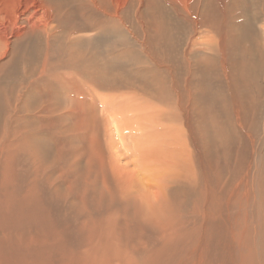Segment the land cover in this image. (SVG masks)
<instances>
[{
  "label": "bare ground",
  "instance_id": "obj_1",
  "mask_svg": "<svg viewBox=\"0 0 264 264\" xmlns=\"http://www.w3.org/2000/svg\"><path fill=\"white\" fill-rule=\"evenodd\" d=\"M161 1L163 5L170 6L159 11L157 0H152L150 4L147 2L148 5L145 6L148 13L145 18H152L155 23L157 17L163 18L167 39H164L165 46L169 52L165 55L166 62L172 70L168 75L172 81L176 79V75L179 77L178 84L173 86H178L177 89L181 92L177 100L182 97L183 107L178 106L183 115L179 113L185 119L182 124L188 129V134L199 135L200 143L197 147L201 153L195 156L197 168L195 158L188 154V160H185L184 165L181 164L184 166L182 172L172 174L167 189L163 187L167 192L164 191L165 194L159 200H156L159 197L156 195L153 202L146 200L142 207L136 202H131L130 207L134 209L131 216L128 203L132 199H129L127 191L120 189L118 192L113 187V181L109 180L107 172L99 177L91 159L85 160L83 165L79 164L81 161L78 158L74 164L70 163L73 180L61 194V200L57 203L60 208L56 210L55 215L60 217L62 212L71 210H77L78 214L68 219H51L49 198L58 189L50 185L46 192L40 190L32 175L33 171L25 173L21 162V159L26 157L25 153L33 156L34 152L45 147L50 141L51 132L23 115L22 97L28 92L37 93L41 88L45 92L49 89L52 92L60 91L61 95L70 89L83 88L92 100L95 95L91 90L95 87L91 84L98 82L103 86L111 72L123 71L135 79H139V76L146 85V80L149 82L148 73L152 71L154 79L152 83L149 82V85L151 83L153 86L151 89L163 98L164 102L171 103L175 112L172 92H162L158 89H165L163 85L167 83H164L160 76L157 78V84L155 69L145 62H142L144 68L130 69L124 65L119 67L122 57L133 50L121 49L118 44V22L108 15L101 14L90 21L83 15L82 8L70 7V2L60 6L64 11L60 12L57 8L50 9L46 6V10L38 6L39 0L38 5L33 2L34 5L29 8L17 12H14V9L6 16L5 26L0 25V38L21 40L16 48L12 44H6V47H10L7 51L10 61L4 66L6 92L3 98L0 97V264H240L236 249L242 252L248 249L249 253L253 250L254 261H251V264H264V221L258 184H254L252 179L251 209L254 208V215H250L251 220L249 222L248 219V222L254 221V237H249L250 240L245 237V245L241 247L233 240L232 230L234 226L243 227L244 223L240 225L239 222L245 219H242V215H248V211L242 213V207L248 203L245 189H242L245 204L237 205L231 201L232 192L229 187L226 188V183H221L216 175L213 174L210 185H201L198 176V172L200 171L201 176L205 169L210 174L213 173L214 169L216 170L213 161L217 159L218 153L220 155L225 148L229 151L237 138L240 142L242 135L246 133L245 130L251 128L258 131L259 122L264 128V99L260 98L264 87L259 84L264 75V53L257 45H249V48L246 46L244 51L238 48L239 41L242 40L238 37L239 34H236L234 26L239 21V11L237 13L231 9H236L237 6L241 8V2L236 4V0H209L201 10L200 19H197L198 13L190 7L191 5L188 4L189 9L187 4L178 8L176 5L180 3L172 4V0ZM250 3L252 10H255V21L257 24H263L264 17L262 15L260 19L259 14H263L264 5L258 4L257 0H250ZM76 4H91L90 8L96 9L94 0ZM139 4L138 10L143 2ZM228 10H231L232 16ZM73 11L80 12L86 23L81 27L72 24L63 29V19ZM142 13H138L136 17L138 25L143 24ZM249 13L250 9L247 11V14ZM37 21L40 24H37ZM192 21L194 22L191 23ZM241 21L243 20H240L242 24ZM185 22L189 28L181 26L180 23ZM201 28L205 30V37L198 41L194 36ZM237 29L240 31L238 27ZM78 30L95 32L96 41L103 43V48L99 47L98 52L94 51L97 53L95 60L89 58L90 52L88 53L87 49L92 42L80 44L79 40L70 38L71 35L80 33ZM175 32H178L177 36L171 38ZM248 39L253 43V38ZM259 43L262 44V41ZM3 46L4 43H1L0 52ZM148 55L151 53L148 52ZM200 59L203 69L199 67ZM68 70L75 71L83 81L77 82L69 75L66 77ZM109 87L115 89L116 82H112ZM98 88L99 86L95 89ZM150 98L153 97L149 96ZM179 113H170L169 116L178 119ZM197 128H200L199 133L194 130ZM86 144L90 156L94 157L93 153L97 154L98 144L93 140H88ZM243 155L245 157V154ZM225 157L228 156L224 154L223 158ZM58 160L57 156L53 165H56ZM258 161L260 163V160ZM259 163L255 164L258 171L261 166ZM228 170V173L231 172V167H228ZM241 173L242 170L235 172L237 181ZM214 185L223 191V188H226L231 193L226 197L223 193L222 198H226L225 201L211 197L215 192L214 188L212 189ZM206 188L209 189V196L204 191ZM230 202L237 207L234 208ZM233 211L236 212L232 213ZM13 217L18 219L13 228L9 226L12 229L9 233L6 223L15 219ZM211 222H217L220 227L213 231ZM29 227L34 228L31 231L36 233L32 235L25 231L29 230ZM24 233L31 238L24 242L19 241L26 238H23ZM231 244L236 246L231 248ZM67 245L74 248L73 252L80 262L71 260V252L67 258L62 259V249ZM208 245L213 249L210 252ZM184 246L188 250H185ZM208 256H213L212 261L207 260Z\"/></svg>",
  "mask_w": 264,
  "mask_h": 264
},
{
  "label": "rangeland",
  "instance_id": "obj_2",
  "mask_svg": "<svg viewBox=\"0 0 264 264\" xmlns=\"http://www.w3.org/2000/svg\"><path fill=\"white\" fill-rule=\"evenodd\" d=\"M23 1L25 0H0V25L5 26L4 24L6 16L9 13H12L14 9V12H17L20 9L23 10L25 8L31 7V5H34V3L35 5L39 4V0H27L28 3L26 1L25 3H23ZM83 1L85 0H40V4L38 6L44 7L46 10L48 8L46 6H49L50 9L57 8L60 10V12H64L59 7L70 2V7L82 8L83 15L90 21L95 19L97 16H100L101 14L108 15L111 18H114L118 22L119 26V39H117L120 41V43L118 44L121 45L122 50L126 48H130L133 50V52L127 53L124 57H122V62L121 64H119V67H123L124 65L130 69H134L136 67L144 68L142 62H145L147 65H151L156 71L155 78L157 79L161 76L163 82L167 83L166 85H163L165 89L158 87L156 88L160 89L162 92H165V90L172 92V98L175 102V112L176 114H178L179 112L182 113V109L180 111L178 110V106L183 107L181 101L182 97L181 99L177 100V97L181 96V92L177 89L178 86L177 88H174L175 86H173L178 84L179 77H177L178 75H176V79H173L172 81V79L170 80L168 75V73L172 70L166 62L165 55L169 54V52L168 48L165 46V40L167 39H165L166 29L164 27L163 18L161 19L157 17L156 23L152 18L151 20H147L145 18L147 17L148 13L147 6L145 5H148V3L150 4L152 0H94L96 9L90 8L91 4H76ZM208 1L209 0H172V4L180 3V5H176L178 8H181V6L187 4L188 9L190 7L193 8L194 11L198 13L197 19H200L201 10ZM258 1L261 2L259 3ZM263 1L264 0H257V3L264 5ZM31 2L34 3L31 4ZM140 2H143V5L138 10ZM240 2L241 4L244 3V5L239 4ZM46 3L48 5H46ZM157 3L159 11L170 6V4L163 5L161 0H157ZM235 3L239 4L241 7L239 8L237 6L239 10L237 8L231 9H234V11H237V13L239 11L240 13H238L239 21H237L236 24V26L238 25L237 27L240 31H238L236 26H234V30L236 29V34H239L238 37L240 38V40H242L239 41V46H241H238L239 50L244 51L246 49V46L249 48V45L251 47L257 45L264 53V23L262 24V22H259L257 24V22L255 21V10L254 8L252 10L250 0H236ZM188 4L191 6L189 7ZM248 5L251 7H249ZM249 9L251 14H247V11L249 12ZM231 10L228 11L232 16ZM138 13H142V17L144 18V21H142L143 24L140 25H138L136 22ZM242 13L246 16L249 15L247 16V18L250 20L246 19V16ZM52 14H54V12H52ZM262 15L264 17V10L263 14H259L260 19H262ZM240 20H243L241 21L242 24L245 22L247 24H244L248 26L246 27L244 24L242 25L240 23ZM63 21V29L69 27L72 24H75L77 27H81L86 23L85 19L82 18L80 12L78 11H73L67 14ZM193 22L194 21H192L191 23ZM37 24H40V22H38ZM180 24L181 26L185 25L187 28H189L187 26V22ZM259 28L260 30H258ZM204 31V28H201V30L197 31L194 37H196V39H199L198 41H202L201 38L204 39L205 37ZM240 32L242 33V35ZM177 33L178 32H175L174 36L172 35L171 38L176 37ZM189 33L192 34V32ZM260 33L263 36H261ZM258 35L260 36L259 38ZM248 37H250L251 39L253 38V43H251V40L248 39ZM70 38L79 40L80 44L88 41L92 42V44L87 46V49L88 53L90 52L89 58L93 60L97 58V53H95L94 51L98 52L97 49L99 47L103 48V43L100 41H96L97 38L95 32L84 30L80 31V33L76 35H71ZM255 39H257L256 42ZM19 41L21 40H7L6 38H0V46L1 43H4L3 49L0 52L1 98L4 97L6 92V85L4 80L6 78L4 77L6 73L4 74V66L10 61L7 51L10 50L9 46H11V44L14 48H16L20 44ZM261 41L262 44L259 43ZM17 42L19 43L17 44ZM245 42L247 43L245 44ZM258 43L260 45H258ZM6 44H8L9 46L6 47ZM100 44L101 46H99ZM95 46L98 47L94 48ZM139 46H141L142 48H140ZM149 50H151V52ZM148 52L149 54L151 53V55H148ZM92 55H95V57H93ZM199 67L201 69L204 68L202 59H200ZM66 73V77H68L69 75L73 77L77 82L83 81L81 76L78 77L76 72L73 70H68V72ZM145 76L146 74H144V77ZM162 76L164 78H162ZM113 77L115 78L112 79ZM138 78L139 79H135L132 76H127L123 71L117 70V72H111L108 74L107 80L105 79L103 86H100L98 82H96L95 84H91L92 87L97 88L99 86L100 88L96 90L95 88L92 89V87L90 86V88L92 89L91 91L94 92L93 95H95V99L92 100L90 99V96L83 91V88L77 89L78 91L70 89L68 91H65V93L62 95L60 94V91L52 92V90L49 89L48 92H45L43 91L44 89L41 88L37 93L28 92L22 97L23 115L28 119L35 121L36 124L49 129L51 132L50 141L46 144L45 147H43L36 153L34 152L33 156H28L27 153H25L24 155L26 157H23L21 159L24 172L30 173L31 171H33L32 175L35 178L40 190L46 192V189L50 185H53L58 189V191L53 194L51 198H49V215L51 219H68L75 217L78 214L77 210H71L68 212H62L60 217L55 215L56 210L60 208L57 207V203L61 200V194L65 192L66 188L69 187L71 181L73 180V169L70 167V163L72 162V164H74V162L78 161L76 160L78 158L81 161L79 162V164L82 163L83 165L85 160L91 159L96 167V172L99 177L107 172L109 180L113 181V187L118 192L120 191V189H125L127 191L129 199L133 200L129 201L128 203L129 210L133 209V207H130L131 202L132 204L133 202H136L139 206L142 207L143 203H145L146 200L153 202L156 195L159 196H156L157 198L155 197L156 200H159L165 194V192H167L166 189L168 187V182L171 179L170 177L173 176L172 174L177 173V171L182 172L184 166H181V164L184 165L185 160H188V154H192V156L195 158V167H198L196 157L197 154L201 153L200 149L197 147L200 143L199 135L190 133L188 134V129L184 128L185 126L182 124L183 120L185 119L181 116V113H179L180 117L178 119L170 118V113L175 114V112H173L172 110L173 105H171V103L169 104L167 101L164 102L163 98L153 92V86L151 85V83L154 77L152 75V71L148 73L149 82H151L150 85L147 80L146 85H144V80L140 79L139 76ZM175 81H177V83ZM112 82H116L115 89L109 87ZM135 82L137 83V85ZM158 83L159 82L157 79V84ZM259 84L264 87V75L259 80ZM121 85H123V87H120ZM172 88L175 90H173ZM149 96L153 98L149 99ZM156 96L159 98H157ZM260 98L264 99V93ZM139 99H145V101H141ZM263 129V125L261 124V122H259L258 131H254L251 128L247 131L245 130L246 133L242 135L240 142H238L237 138L235 143L231 145L229 151H227V149L225 148V150L220 152V155L218 153L217 159H214L213 161V164L216 165V170L214 169L213 173L210 174V172L205 169L204 172H201L200 176V171L198 172V176L201 180V185L204 183V185H210L212 183L211 181H213V179L211 178L216 175L217 179L221 183H226L225 187H229V191L232 192L231 194L229 193V191H227L228 189L223 188L225 189V192L214 185L212 189L214 188L213 190H215V192L211 194V197H213L214 200L216 198L225 201L226 198H222L224 197L223 193L226 194L225 197L231 194L230 198L232 203L235 202L237 205L242 204L243 206L245 204V199L243 198L242 189H245L248 203L247 206L244 205V207H242V213L248 211V215L246 216L247 218L242 215V219H245L239 222L240 225L244 223L243 227L240 228L234 226L232 230L233 240L241 247L242 245H245V237H247V240H250L249 237H254V221H251V223H249L251 220L250 215H254V208L251 209V188L253 187L251 183L252 179L254 184H258V191L261 197V214L264 221ZM194 130L198 133L200 132V128ZM96 137L98 138L93 139ZM190 138L193 139L191 140ZM194 139L195 141H193ZM88 140H93L95 144H98L97 154L96 152L93 153L94 157L90 156V152L86 149V143ZM192 143H194L195 146ZM224 154H226L228 157L223 158ZM243 154H245V157ZM57 156L59 160L56 165H53V161ZM258 160H260V163ZM258 163L259 166L261 165L259 171L255 167V164ZM228 167H231L232 170L229 173H231L232 175L228 173ZM241 170L242 173L237 178L239 179L238 182L235 179L237 177L235 175V172L238 173ZM232 171L234 172L232 173ZM226 178L228 179V181ZM207 180H209L210 182ZM232 180H234V182ZM163 187H165L166 189H164ZM232 187H234L235 189H232ZM159 188L161 189L159 190ZM216 189H218V191ZM156 191L157 194H155ZM204 191L208 196L210 195L208 188L204 189ZM160 193L161 195H159ZM193 203L195 205L194 201ZM232 203L230 202V204L234 208H236L237 206ZM131 210L129 211L130 216L134 212V209L132 211ZM235 212L236 211H233L232 213ZM13 218H15L16 220L10 219V221H8V223H10L11 225L6 223V226H8L7 232L9 233H11V228H13L17 223L16 221L18 218ZM29 219L32 221L35 220L34 218ZM212 219L213 217L210 218V220ZM246 221L248 225H246L247 223L245 224ZM211 223L213 226V231L220 227L217 222ZM235 224H237V221ZM9 226L12 227L10 228ZM32 229L34 228L29 227V230L25 231L30 232L33 235L36 233V231H31ZM213 231L211 232L212 234H214ZM23 236V238H26L19 241L24 242L26 239L28 240L29 238H31L30 236H27L26 233H24ZM31 240L35 242L34 239ZM235 246V244H231V248H234ZM34 248L35 246L33 247V249ZM184 249L188 250L186 246H184ZM208 249L209 252L213 250L212 246L210 245H208ZM73 250L74 248L69 245L64 246V248L62 249V259L67 258L69 252H71V260L80 262L78 260V257H76V255L74 254ZM236 251L238 253L240 264H251V261L253 263V250H251V253L248 252V249H246L244 252L238 249H236ZM212 259L213 256L207 257L208 261H212Z\"/></svg>",
  "mask_w": 264,
  "mask_h": 264
}]
</instances>
